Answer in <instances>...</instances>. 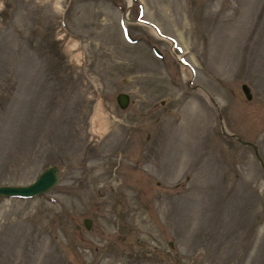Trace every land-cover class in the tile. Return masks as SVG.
Segmentation results:
<instances>
[{
  "label": "rangeland",
  "instance_id": "rangeland-1",
  "mask_svg": "<svg viewBox=\"0 0 264 264\" xmlns=\"http://www.w3.org/2000/svg\"><path fill=\"white\" fill-rule=\"evenodd\" d=\"M129 3L0 0V264H264V0Z\"/></svg>",
  "mask_w": 264,
  "mask_h": 264
},
{
  "label": "water",
  "instance_id": "water-1",
  "mask_svg": "<svg viewBox=\"0 0 264 264\" xmlns=\"http://www.w3.org/2000/svg\"><path fill=\"white\" fill-rule=\"evenodd\" d=\"M133 0H131V3ZM131 3L128 4L131 5ZM127 6V7H128ZM128 12V8L124 11V15H126ZM125 20V18H123ZM145 22H148L147 20H142ZM156 28V27H155ZM157 29V28H156ZM154 49L157 54H160V51L156 46H154ZM182 60V59H181ZM242 89L245 93V95L248 98L252 97L251 88L248 85V83L244 82L242 83ZM117 101L121 107H126L130 101V95L128 92L121 91L116 96ZM222 131L225 130L222 128ZM233 136L243 142V143H249L252 144L255 152L258 156V158L261 160L262 165L264 166V162L258 153L257 146L255 143H252L248 140L243 139L241 136L233 134ZM59 180V168L56 164H49L47 167H45L38 176L32 180L29 183L25 184H14V183H0V195L3 196H10V197H31L35 196L41 193H44L54 187ZM83 223L86 228H90L92 224V219L88 216L83 218Z\"/></svg>",
  "mask_w": 264,
  "mask_h": 264
},
{
  "label": "bare ground",
  "instance_id": "bare-ground-1",
  "mask_svg": "<svg viewBox=\"0 0 264 264\" xmlns=\"http://www.w3.org/2000/svg\"><path fill=\"white\" fill-rule=\"evenodd\" d=\"M128 15V14H127ZM127 15H124L125 18H127ZM153 27V26H152ZM154 28V27H153ZM154 30L156 31V34H158L159 32L154 28ZM160 35V34H159ZM183 64H185L186 66H188L189 68L192 69L191 65L188 64L186 61L185 62H182Z\"/></svg>",
  "mask_w": 264,
  "mask_h": 264
}]
</instances>
